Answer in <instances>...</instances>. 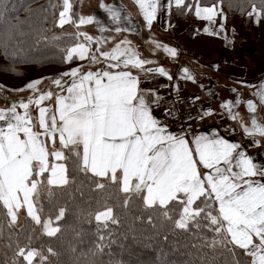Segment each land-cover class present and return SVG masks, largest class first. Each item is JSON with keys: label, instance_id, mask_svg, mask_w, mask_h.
Segmentation results:
<instances>
[{"label": "snow or ice", "instance_id": "1", "mask_svg": "<svg viewBox=\"0 0 264 264\" xmlns=\"http://www.w3.org/2000/svg\"><path fill=\"white\" fill-rule=\"evenodd\" d=\"M174 2L177 7H193L185 0ZM63 3L60 27L72 22L69 15L72 4L70 0H63ZM135 3L150 28L156 18L158 0H135ZM171 4L172 0H169V7ZM101 7L106 8L113 19H119L118 12L103 4ZM194 7L198 18L210 22L218 14L215 5L201 7L197 3ZM253 13L259 22L261 13L255 6L248 15ZM92 22V17L79 19V24ZM80 35L92 40L86 33ZM130 45L131 41L125 40L110 52H101L102 57L116 62L110 63L108 69H121L119 71L82 73L80 68H72L63 72L52 83L61 92L67 84V95L51 90L41 92L38 86L43 81L34 80L26 85V89L32 90L35 98L29 97L27 103L21 101L19 105L13 103L10 108L0 109V121L4 122L0 126V213L6 215L11 227L24 209L36 225L42 226L44 234L55 236L60 228L53 227L51 219L42 221L40 213L43 209L38 208L37 203L42 190L52 196L48 186L69 183L65 164H50L49 158L66 161L75 157L81 171L99 178L96 189H105L106 184L101 180L118 185L120 191L128 194L125 205L134 196H139L146 208L160 210L177 229L188 230L191 225L199 228L200 221L206 220L209 230L219 237H214L210 246L231 244L233 247L228 250L233 257L238 248L244 256L251 258L249 264H264V165L255 163L240 150L238 143H231L218 133L213 132L211 137L196 136L191 141L192 147L186 134L169 132L167 126L152 114L151 104H158L160 98L155 93H146L140 87L139 76L132 71L134 68L145 70L144 65L150 61L141 59ZM156 46L160 47L159 44ZM163 47L170 55H176L174 48ZM76 58L89 59L93 64L99 62V57L84 43L66 50V62ZM146 71L172 79L164 68ZM183 76L194 80L187 68L183 69ZM64 77L70 78V84L62 83ZM146 94L154 99H146ZM257 95L264 104V85L260 86ZM53 98L57 106L55 111L42 106L44 101ZM239 103L238 98L222 105L233 120L241 119L239 113L233 111ZM30 105L36 106L38 114L35 117L29 111ZM17 107L24 109V113L20 114ZM247 108L251 126L241 125L245 134L264 137V124L255 116L256 104L249 100ZM211 114L207 111L203 116ZM37 127L39 130H35ZM254 143L259 146L258 140ZM65 150L70 155H66ZM200 166L207 171L202 172ZM45 173L50 174L45 180L39 179L45 177ZM64 215L65 210L60 208L55 219L58 221ZM95 219L116 222L112 207L96 214ZM31 240L32 237H28L24 246L17 243L16 259L12 264H35L37 259L38 264H47L48 257L31 247ZM47 251L56 255L51 248ZM233 264H243V261L234 259Z\"/></svg>", "mask_w": 264, "mask_h": 264}, {"label": "trees", "instance_id": "2", "mask_svg": "<svg viewBox=\"0 0 264 264\" xmlns=\"http://www.w3.org/2000/svg\"><path fill=\"white\" fill-rule=\"evenodd\" d=\"M191 9L178 7L171 17L184 24V38L190 39L195 3L220 4L225 24L236 31L251 26L248 15L255 6L261 13L264 45V3L261 0H185ZM63 0H2L0 3V81L15 84L37 77L47 70L67 66L66 50L77 41L72 34L55 35L60 27L57 16ZM66 155H70L66 150ZM69 183L48 186L52 190L40 192L42 221L51 219L60 228L55 236L44 234L28 216L20 227L8 226V218L0 213V264H12L16 259V245L24 246L32 237L31 247L48 257L47 264H233L240 259L249 264V257L236 248V256L227 247L210 246L219 238L210 231L206 220L200 227L191 225L188 230L177 229L157 209H148L139 196L124 204L128 194L107 180L105 189H96L99 178L77 167L75 157L64 161ZM46 174L44 180L46 178ZM40 177L39 179H42ZM42 189L44 185L41 186ZM107 207L113 208L112 220L100 222L95 214ZM65 210L62 219L56 220L59 209ZM6 211V210H5ZM175 218H178L175 217ZM51 248L56 255L47 250ZM35 264H38V259Z\"/></svg>", "mask_w": 264, "mask_h": 264}, {"label": "crops", "instance_id": "3", "mask_svg": "<svg viewBox=\"0 0 264 264\" xmlns=\"http://www.w3.org/2000/svg\"><path fill=\"white\" fill-rule=\"evenodd\" d=\"M74 2L75 4L76 2H80L78 5L81 6V11H79V9L78 11H74V18L70 15L75 29L78 30L79 34L74 35L78 39L70 47L74 46L78 41H81V43H84L92 49L93 54L99 57V62L93 64L89 59L80 60L76 58L67 66L58 68L57 71L53 72L52 75H55V78L59 77L63 72L70 71L72 68H80L82 73L102 70L119 71L121 69H108L110 63L115 64L116 62L105 59L101 56V52H110L117 44H120L121 41H131L130 46L139 53L140 58L150 61V63L144 65L145 70L132 69L133 74L139 76L141 81L140 87L144 89L146 93L151 92L155 93V96H158L159 89L162 86L173 82L176 88L187 87L196 94L201 91H206L210 96L214 97V108H206L205 110V112L211 111L212 113L206 116L209 125L206 129L186 137L190 142V146L194 147L191 141L196 136L207 135L211 137L213 132H215L231 143H238L241 146L240 150L250 156L255 163L264 165V137L258 135L248 136L241 126L242 124H248L247 121L249 117L248 108L244 103L257 97L260 86L264 85V57H262L264 45L262 42L263 29L261 18L259 22H257L256 14L253 13V15L250 16L251 26L236 31L232 26H227L225 24L224 14L219 3L207 6L199 4L201 7L215 5L218 14L214 17V21L210 22L198 18L195 14L194 7L193 30L190 39L185 43L183 39L186 26L184 24H177L171 17L172 10L178 8L174 0H172L171 7H169V0H158V11L150 28L146 25L144 17L138 5L135 3V0H74ZM101 4L132 8V14L135 17L133 20L134 23H132L131 19L128 24L118 26L117 28L121 29L119 32L116 31L117 28L111 29L109 26H103L101 22H111L115 19H113L112 14L106 8L101 7ZM196 4L197 3H195V5ZM252 10L253 7L250 9L249 13L252 12ZM89 11L91 13H89ZM81 17H92L93 22L79 24V19ZM119 19L123 22L127 20L122 14H119ZM221 25H223L222 29ZM206 28L209 29V32L212 34L205 32ZM81 33H86L87 36L92 37V40L98 42V45L93 47L90 46L88 40L80 35ZM250 33L255 35L257 39L255 44L248 38ZM239 34H241V37L237 39V35ZM135 38L140 40L139 43ZM177 41L183 42L189 49L187 55L184 57L182 66L178 69L175 67V58L178 54ZM157 44H159L160 47H157ZM165 45L169 48H174L176 50V55L172 56L167 53L163 47ZM124 46L125 45H121V47ZM97 48H99V51H96ZM155 68H164L172 79L169 80L168 76L161 75L158 72L146 71L147 69ZM185 68L189 70L194 80L184 78L183 69ZM46 77H41L36 80L43 81ZM205 77L211 78L213 82L211 84H204L202 87L209 88L201 90V85ZM65 82L70 84V78L64 77L63 83ZM46 84L41 83L38 86V88L44 86L43 89H39L41 92L51 90L57 94L67 95V84L63 92L53 83H48L47 86ZM14 89L15 88L11 87L12 91ZM19 89L27 90L26 86H22ZM5 90L9 91L10 87L5 88ZM8 95L9 94L5 95L8 97V102L1 104L0 109L10 108L13 103L19 105L18 102L21 101L26 103L29 97L35 98L36 94L29 95L19 100H11ZM0 97L2 96L0 95ZM238 98L240 104L234 107L233 111L239 113L241 119L233 120L230 118L228 110L223 108L219 103L224 101L235 102ZM146 99H154V97H149L146 94ZM154 104L155 103L151 104V108ZM42 106L49 107L55 111L57 107L55 98L44 101ZM17 111L20 114L24 113V109L19 107H17ZM29 111L33 117L38 114L35 105H30ZM152 114L162 125L166 126L161 116L153 112ZM220 118L221 120H219ZM256 119L258 122L264 124L262 114L256 116ZM3 123L4 122L0 121V126H2ZM35 130H39L38 127ZM259 137L262 138V141L259 140ZM255 140L259 141V146L255 145ZM56 147L59 148L58 141ZM49 159L50 164L64 163V161H55L52 157ZM200 168L202 172L207 171L203 169L202 166H200ZM45 174L48 176L50 173ZM24 212L26 213V210H24ZM249 259L251 258L249 257Z\"/></svg>", "mask_w": 264, "mask_h": 264}, {"label": "built area", "instance_id": "4", "mask_svg": "<svg viewBox=\"0 0 264 264\" xmlns=\"http://www.w3.org/2000/svg\"><path fill=\"white\" fill-rule=\"evenodd\" d=\"M88 43L92 47L98 45L94 40ZM176 45L178 54L175 67L178 69L189 49L180 41H177ZM158 97L159 102L153 105L152 112L162 117L169 132L189 136L208 127V118L203 116L207 102L187 87L175 88L173 82H170L159 89Z\"/></svg>", "mask_w": 264, "mask_h": 264}, {"label": "rangeland", "instance_id": "5", "mask_svg": "<svg viewBox=\"0 0 264 264\" xmlns=\"http://www.w3.org/2000/svg\"><path fill=\"white\" fill-rule=\"evenodd\" d=\"M70 3L72 4V9H71L69 15L73 16L75 10L78 11V9H79V11H81V8H80L81 6L78 5V4H80V2H76V4H75L74 0H70ZM106 6H108V4ZM108 7L111 8L113 11L118 12L119 14H122V16L125 19H127V20L124 21V22L121 21L120 19H115L114 21H111V22L103 21V22H101V24L103 26H109L111 29H113V28L115 29V28H117L118 26H120L122 24H128L129 20H131V19H132V23H134L133 20L135 19V17L132 14V11H133L132 8H128V7H125V6L124 7L123 6L117 7L115 5H111V6H108ZM63 9H64V6L62 7L61 11H63ZM89 13H91V12L89 11ZM73 18H74V16H73ZM59 20H60V13H59V15L57 16V19H56L58 24H59ZM54 34L57 35V36L62 35V34L77 35V34H79V32H78V30L75 29V26H74L73 22H71V23H66L60 30L58 29V31L56 33L54 32ZM239 37H241V34L237 35V39H239ZM248 38L253 44L256 43L257 39H256L255 35L250 33L248 35ZM135 39L138 40V43H139L140 40L138 38H135ZM183 40H184L185 43L187 42V40L185 38ZM77 43H81V41H78ZM262 57H264V53L262 54ZM55 71H57V69H50V70H47L45 73H43V74H41V75H39L37 77H34L32 79H28V80H24V81H20V82H17L15 84H7L5 82L3 83V82H1L2 81L1 80L0 81V86H2V88H0V95L2 97H0V105L4 104V102H8V97L5 96L7 94H9L8 96L11 98V100L12 99H14V100L24 99V98L28 97L29 95H35V93L32 90H30V89H27V90H24V91H19V88H21L22 86H26L31 81H34L36 79H40L41 77H46V76L47 77L43 80V84L47 83L46 86L48 85V83L52 84V81L55 79V75H52V73L55 72ZM212 82L213 81L211 80V78H206L205 77L203 82H202L201 87L204 84H211ZM62 83H63V80H62ZM7 87H10L9 91L5 90V88H7ZM11 87L15 88V89L12 91ZM43 88H44V86H40L39 89H43ZM175 88H176V86H175ZM204 88H209V87H202L201 90H203ZM198 95L207 102V108L208 109H210V108L213 109L214 108V106H215L214 101L215 100L213 99L214 98L213 96H210V94H208L206 91L198 92ZM251 101H253V103H255L256 107H257L255 116H258V115L262 114L263 121H264V104L261 103L259 96L255 97ZM19 103L20 102H18V104ZM224 103H226V101L221 102L219 104L223 105ZM244 105L247 106V102L244 103ZM219 120H221V118ZM247 122H248V124H246V125H248L250 127L251 126L250 113H249V117H248V121ZM193 133H196V132H193ZM259 140L262 141V138L259 137ZM42 179L44 180V177ZM39 205H40V201L38 200L37 207H39ZM102 211H104V210H101L99 212H102ZM99 212H97L96 214H98ZM96 214H95V216H96ZM25 216H27V214L24 212L23 209H21V211L19 213V219H18L17 223L15 224L16 227H20L21 226L23 218ZM45 220H48V219H45ZM100 222H104V221H100ZM52 226L53 227H57L54 223L52 224Z\"/></svg>", "mask_w": 264, "mask_h": 264}]
</instances>
